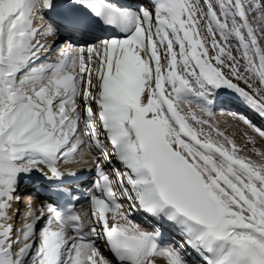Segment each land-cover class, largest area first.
<instances>
[{"label": "bare ground", "instance_id": "bare-ground-1", "mask_svg": "<svg viewBox=\"0 0 264 264\" xmlns=\"http://www.w3.org/2000/svg\"><path fill=\"white\" fill-rule=\"evenodd\" d=\"M182 1L192 11L194 19L199 22L197 29H200L199 32L201 33L202 41L205 43V46L208 47V56L212 59L211 67L229 78H237L242 81L241 86L251 96H253V98L255 97L257 99L260 107L264 108V13L262 11H259V13H262L263 15L258 13L255 3H259H257L255 0H231V7L233 8V10H230L229 12V14L231 12L233 14L231 17H229L227 13L229 10L224 8V6H221L219 8V13L216 14L215 19H213V24H209V26L212 28V31L217 33L212 36V34H210L212 32L208 29L210 27L207 25L203 27V24L201 23L206 15H211L213 12L209 2L207 0ZM169 2L170 3L168 7L167 4L164 6V9H166L165 15L162 13L160 15L161 17L156 19L159 27L158 31L156 30L153 32L150 26H147V28L138 26L132 38L128 40H122L119 44H115V47H113L114 50L111 53L110 61L108 62V71H106V73H104L102 76V78L104 77L107 79V81L102 82V85L99 84V86H102L104 95L103 97L112 99L111 102L108 101L105 104L111 122H116L119 124L118 128H120L121 124L124 123L123 121H126L127 129L129 128L127 134H129L133 140V146L127 152V154L129 153L127 157L129 160V168L127 171L130 173L127 174L126 178L131 181V173L136 176L142 174L143 179L138 181V183L141 187L143 184H145L146 187H144L143 190L141 189V191L148 192V201L152 206H157L159 204L158 207L164 208L155 195V192L150 184L149 177L142 169L139 148L134 136V128L135 124H137L136 122L140 120L139 116H141V113L143 112L142 110L145 111L148 105L157 106L158 103L162 104V102L165 104V106L173 105V107H167L168 110L165 108L168 112V116L162 119L165 122L163 136L167 139L166 141H168L172 147L175 145L179 149L184 148L187 150H193L190 149L188 144H186L182 139L184 133L179 129L174 118V115L177 113L183 118L185 123H187L189 129H191V137H193V139L197 138V140H199L197 152L204 150V155H209L210 153L213 156H216L218 158V165L223 168L221 171L227 175L226 179L219 178L218 184L215 183V189L221 194L220 196L226 209L225 212L223 210L224 208L219 206L223 214L222 226L214 231L198 228L201 230L200 234L202 235L203 240L208 242L209 245L212 244V246L215 248H219L221 250V256L226 257L227 262H232L233 264H264V241L263 239H257V236L253 234L257 232L259 237H264V216L263 213H260L255 209L256 203H259V205L264 207V137L255 132L241 119L234 118L235 116L231 113L225 112L219 115L222 108L216 109L217 115L214 117H209L203 107L194 105L192 101L189 100V96L183 94L180 88H176V86L173 84L170 85V90L168 89L169 86L167 85V92H164V89H162V84L165 82L168 76H164L162 72L164 66L163 64L167 61L169 62L170 60L169 57H166L164 54L160 53V50L164 48L161 45L163 43L164 45L169 46V48L165 47L168 48V53H171L174 49H181L182 47L181 45L176 46L177 40L174 38L175 35H172L174 34L173 27L165 22V19L170 21L175 19L177 21V18L179 19L180 16L178 17L177 15L182 13V9L178 6L180 0H169ZM0 3L1 13L10 12L13 9L15 11L19 5H21V8L27 12L25 18L23 15L24 23L26 22L27 24L32 25L37 20V18L38 21L40 20L41 8L39 9L37 0L36 3H30L28 0H0ZM134 3H137L136 0ZM23 4H25V6ZM173 12L177 15H175ZM183 14L184 13L181 15ZM145 16L148 17V13H146ZM234 16L238 19V21L233 19ZM136 19L137 17L134 16L135 21ZM172 26L174 25L172 24ZM237 28L239 29L238 36L241 32L243 38L240 40V42L238 40V44H234L238 37H234ZM159 32H162V34ZM55 41V37H50L45 39V44L50 45ZM251 45L255 47L250 49V52L252 53L249 52V46ZM3 49V42L0 40V51L2 52ZM0 55V58H10L9 55L2 56L3 53ZM84 55L86 57L88 55L92 56L93 53L85 52ZM77 56L78 54L74 55V58ZM93 56L96 57V55ZM76 67L77 63L74 64V68L72 67L69 72H60V70L50 71L45 74L44 72H41L40 74H31L30 76L28 75L22 78L15 77V75L11 72V74L14 76V81L11 82H13V84L16 86L14 88V92L18 91L17 87H21L22 90L20 89V91L23 92L26 89L24 86L27 85V83L30 81H35V83L37 82L40 84V86H42V83L47 85L50 90L45 91L53 94L56 99L58 95L57 93L54 94L55 92L53 91H57L63 96L64 93L78 94L79 91L87 93V91H89L91 88V84L88 82V80L91 79V76H94L96 72L93 74V69L90 68L89 71L91 76H89L87 72H82L78 67L76 70ZM71 70L73 71L71 72ZM165 74H168V71H166ZM197 74H199V72H197ZM19 80H21L22 83H19ZM1 83L2 82L0 80V93L4 92L3 89H6L1 85ZM223 84L226 85V83ZM227 87L232 88L230 85ZM149 90L153 95L158 93L160 97L152 100L153 98L149 97L151 96ZM171 90L174 91V94H171L170 96L168 93ZM190 90L191 95H193L195 92L198 93L194 95L195 97L197 96L203 100H213L215 103V99L224 89L222 87H218L215 91L208 90L205 87L197 86V89L191 87ZM40 92L41 90H34L29 93H18V100L13 99V105L11 107H7L8 110L10 108V112H8L9 115H13V117H9L7 121L3 123L5 126L11 125L4 128L6 130L5 132L8 134L4 133L2 136L4 138L3 145L7 149L6 151L9 152L7 153L8 157H0V176H2V178H0V184L2 183L1 181L4 180L3 183L7 185L8 181L11 179V181L14 182V185L20 182V184L24 186L23 183L30 182L28 177L31 175H24L30 174L32 171L21 175H19L20 172L15 171V168H22V165H25V167L31 166L30 164L25 163L26 157L29 156L28 154L35 156L37 161L40 163L42 162L43 156L47 164H50V162H55L56 164L60 163L59 166H57V170L60 172H68L80 167H84L85 169L88 166H95L93 159H85L86 156H89L91 153V145L84 144L82 139L80 141L82 148L81 150L78 149L76 151H81V157L73 156L64 151V156L61 155L62 157H60L62 162L57 161V156L59 153L65 149L67 150L68 146L72 142L73 144L76 143V140L73 141L72 139L77 133L71 138L67 136L63 142L59 141L55 145L49 141V137L52 135L54 130L52 125L56 124L49 123L50 125H47V127L45 126V129L47 130H44V123L46 124L47 120L50 119L45 116L44 112L47 110V106L51 107L52 105L50 106V103H47L48 105L46 104L47 106H45L47 107L46 110L42 112L43 109H39V105L41 106L42 104H31V102H37L38 98L42 99L45 97ZM235 92L237 91L235 90ZM239 92H237V96L240 95L243 97V100L250 104L254 109L253 112L255 114L251 113L249 110L247 111V114L250 115L252 119L257 121L258 124L264 127V122H262V119L257 116V114H264V110L255 107L256 105L254 104V106L252 101L249 102L243 96V94ZM26 97H30L31 100L26 102ZM60 99L61 96L58 97L56 102L59 103ZM219 100L224 99L221 98L218 99V101ZM72 101L74 102V99ZM0 104L3 105L1 99ZM59 105L60 111H63V108L66 107L62 104ZM16 106H20V110L16 114L13 113L11 115V111ZM234 106L235 108H239L237 104H234ZM5 109L6 108H1L0 113H3ZM74 110V114H76V119L78 120L79 114L77 111L80 109L74 105ZM52 113L53 110H51L50 114ZM128 113L130 114V117H128ZM11 118L19 121V124H17V122L15 123L14 121L11 122ZM105 120L108 119L105 118ZM168 120H170L171 123ZM174 125H176L175 127H177L178 130L173 129ZM20 129H25V133L22 134V131L19 132ZM10 131L11 134H17L20 137L12 136ZM174 132L177 133L175 134ZM29 133H32V135L30 134V136ZM27 135L29 137H27ZM38 136L42 137L43 140H41V138ZM80 137L81 134L78 137L79 140ZM31 141H42L43 143L39 142V145L37 146ZM98 143L103 146V142H101L100 139H98ZM106 151L107 150L105 149L102 152V154L106 153L103 154L102 157L110 161L111 159ZM226 154L230 155L233 158V161L225 158ZM14 162L21 164L16 166L12 164ZM223 162L225 163V166ZM135 166H138V168L136 169ZM205 166L209 167L206 164ZM98 169L101 170V166H99ZM231 169L235 170L236 176L230 172ZM41 170L44 172V169L41 168ZM97 171L99 173V170ZM120 172H122V170ZM5 176L11 177V179ZM112 179L113 176L110 178L107 177L108 181ZM128 180L126 181L128 182ZM248 182H250L254 188L260 190V195H258V198H256L255 193L252 190L247 189L246 191ZM34 186L28 189L29 192L36 189ZM8 189H2L0 185V264H15V262H10L11 259L9 251L11 248L8 246L10 241L9 235L16 225L15 222L14 226H11L12 222L10 221V215L12 213V206L9 197L12 191L11 189ZM242 189L245 190L247 195H249L253 200L251 201L252 205L248 206L247 202H245L243 198L239 196L243 191ZM82 194L83 196L85 195L84 193ZM231 196L238 199L242 204L241 207L236 208V210H240L239 214L237 213V215L232 213L231 206L229 204L230 199H232ZM247 209L249 210V213L246 211ZM80 211L83 218L82 223L87 225V220L93 217V209L91 206L86 204L84 207L80 208ZM104 211L105 208L102 209L100 213H97L107 220L116 223L117 227H119V224L123 226H129L125 232H119V235H121L120 240L122 245L128 253V258L126 261L127 264H139L142 255L145 253H148V255H150L149 253L153 254L152 252L147 251L144 239L135 235L134 232L137 229H135L131 224H122L128 221L124 218L125 212L122 210H117L116 213L113 211L105 213ZM23 214L26 216L23 218L25 219L23 224L25 225L24 230L27 232L26 237L31 238L30 236L33 235L32 227L36 228L37 226L44 225V230L39 229V233L46 236L48 239V245L46 244L45 247H42L39 243L38 252L36 251L35 254L31 256L26 252L27 247L24 246L23 248L21 246L18 249L19 251L16 250L17 253L19 252V254L16 255V264H53L58 257V252L62 249H68L66 244L61 246L62 240L66 239L68 235H66V229L60 227L54 222L48 221L45 223L43 219L40 221L36 219L37 214L35 213V206L32 201H26ZM251 215L255 220V226H243L241 224H245L246 222L233 221L235 216L236 218L246 219L248 217L250 218ZM23 219L21 218L18 221V227H20V222L23 221ZM106 227L107 226L103 227V230ZM40 234L36 236L38 239L40 238ZM217 237H222L223 243H213V240ZM18 240H20V238H17V241ZM91 248L89 247L88 249L87 246L85 248L84 245L81 244L76 245V247L73 246V248L71 247L70 249H73V253L67 252L69 255L67 256V259L68 257L69 259L72 258V261L69 262V264H81L83 259L82 255L85 254L84 252H86V249L88 251L84 257L87 258L91 256L93 259V263L91 262L90 264H103L104 261L101 260L100 255L96 254L95 252L93 254L90 253ZM50 249H52L54 253L53 255H50L49 259L46 257V255ZM64 254L65 253L63 251V256ZM151 258L150 264H181L178 259L174 260L172 257H170L169 253H156L155 255L151 256ZM64 260L65 259H63V262Z\"/></svg>", "mask_w": 264, "mask_h": 264}, {"label": "rangeland", "instance_id": "rangeland-1", "mask_svg": "<svg viewBox=\"0 0 264 264\" xmlns=\"http://www.w3.org/2000/svg\"><path fill=\"white\" fill-rule=\"evenodd\" d=\"M28 1L30 3H33V2L36 3V0H28ZM255 1L257 3H259V4H256L254 2L255 3V7L257 8L258 13H259V11H262L264 13V0H255ZM227 4H228V6H227ZM231 5H232V1L231 0H227L226 5L224 4L223 6H224V8H227L229 10L228 12H230V10H233V8L231 7ZM0 6H1V3H0ZM178 6L182 9V13H184V14L181 15L182 14L181 13L180 15H177V14H175L173 12L178 17L180 16L179 19L177 18V21H176V19L175 20H171V21L165 19V22L168 23V24H170L171 27H173L174 34H172V35L173 36L175 35L174 38H175V40H177L176 46L181 45L182 47H181V49H178L179 51L177 49H176L177 51L174 49L171 53H168L167 49L169 48V46L168 45H164L163 43L161 45L164 48L162 49V47H161L162 50H160L161 51L160 53L161 54H164L166 57H169V60H170L169 62L167 61V62H165L163 64L164 66H163L162 72H163L164 76H168V78L162 84V89H164V92L165 91L167 92V85L169 86L168 89L170 90V88H171L170 85H172V84L175 85L176 88H182V89H183L184 85L187 88H190V86L193 87V88H195L197 86H199V87L204 86V81L202 80L200 74H197V72L201 73V71L198 69V64H202V65L210 68L211 74H212V76L214 78L213 81H215L218 85H221L223 83H226L227 86L228 85L232 86V89L234 88L237 92L240 91L239 93L243 94V96L249 102L252 101V104L253 105L254 104L256 105V106L254 105L255 107H257L258 109L264 110V108L260 107V104L258 103L257 99L255 97L253 98V96H251L241 86L242 81H240L237 78H233V79L232 78H229V77L223 75V73L217 72L213 67H211L212 66V63H211L212 62V59L208 56V52H207L208 47L205 46V43L202 41L201 33L199 32L200 29L199 28L197 29V27L199 26V22L194 19V16H193L192 11L186 6L185 3H183L182 0H180ZM215 9H216V7H215ZM259 14H262V13H259ZM215 16H216V14H214L212 12L211 15H209V14L206 15L204 17V19L202 20V22H201L203 24V27H205L206 25L208 27H210L208 29L212 32V33H210V34H212V36L215 35V34H217V33L215 31H212V28H211V26H209V24L210 25L213 24V22H214L213 19H215ZM233 19L235 21H238V19L235 18V16H234ZM170 22L174 26H172V24ZM236 30L237 31L234 34V37L238 36V34H239V29L237 28ZM163 32H165V31H163ZM159 33L162 34V32H159ZM241 34L242 33L240 32V35L237 37V40H235V42H237V43L234 42V44H238L240 42V40L243 38V35H241ZM238 40H239V42H238ZM163 41H165V40H163ZM258 44H259V42H258ZM165 47H168V48H165ZM252 48H255V47L253 45L249 46V52H250V49H252ZM250 53H252V52H250ZM102 60H103V58H102ZM80 64L82 66L84 65L83 63H80ZM82 66H79V68L82 67ZM95 69H96V75H94L93 80H92L93 81L92 82V87H93L94 90L93 89L91 90V94H93V95L96 96V94H99V93L102 92V91H100L101 89L99 88V81L100 82L103 81L102 76H103V74L105 72V67H104V65L100 64V65H97V67ZM166 71H168V74H165ZM43 76H38V77H43ZM225 81H227V82H225ZM28 84H30V85H28ZM153 86H154V84H153ZM24 87H26V89L23 92H21L19 89L16 88L18 90L17 93H29V92H31V91L28 90L29 88L32 91H34V90H39L40 91L43 88H45V90H50L48 86L44 85L43 83H42V86H40V84H38L37 82L35 83V81H33V82L30 81ZM97 88H98V90H97ZM53 92H55L54 94L57 93V91H53ZM149 93H151L150 90H149ZM149 93H148V96H149ZM172 93H173V91L171 90V91H169L168 94H170V96H171ZM149 97L153 98L152 100L157 99L158 93H156L155 95H153L151 93V96H149ZM42 99L41 98L40 99L38 98L37 99L38 100L37 102H33V103L31 102V104L32 105L33 104L34 105L35 104H38V105L39 104H42L41 106L39 105V109L40 110L43 109L42 112H44L46 110V108L48 107L47 110L45 111L46 113L44 112V114H45V116L48 119L50 118L49 119L50 121L47 120V123L46 124L44 123V127H43L44 130H47V129H45L47 127V125H50L49 123H53L57 119L56 113H54V111H57L58 110V108H57L58 105H56V104L53 105V103H50L49 104V102H47L48 101L47 96H45ZM46 99H47V101H45ZM26 102H29V101H26ZM47 103L50 106L51 105L52 106L51 107L47 106L48 105ZM45 106H47V107H45ZM4 108H6L5 111L3 113L2 112L0 113V157H5V156L8 157V154L7 153L9 152V151H6L7 149L3 145L4 144V138L2 136H3L4 133H6L5 132L6 130L4 128L11 125V124L10 125H7V126L3 125V123H5V121H7V119H8L7 113L10 112V108L8 110L7 105H5ZM165 108L167 109V107L163 104V102H162V104L158 103L157 106H155V105H148L146 107V110L145 111L142 110L143 112L141 113V116H139L140 120L138 122H136L137 125L140 126V125L145 124V123H148V122L149 123H158V124H162L163 123V124H165V122L162 120V119L166 118V116H168V112H167L168 109L166 110ZM50 109L53 110V113L52 114H50V112H51ZM19 110H20V108H18V111ZM17 112H15V114ZM69 112H70L69 109L68 110H65L64 111V115L62 114V116L68 117L69 114H70ZM53 114H54V116H53ZM128 117H130V114L129 113H128ZM53 118H55V119H53ZM234 118H236V117H234ZM52 119H53V121H52ZM38 120H39V118H38ZM10 121L11 122L14 121L15 123L17 122V124H19V121H16V120H14L12 118L10 119ZM168 121L170 122V120H168ZM123 122H124V125H123L124 131H127L126 121H123ZM175 126L176 125L173 126L174 127L173 129L174 130H178V128L175 127ZM24 130L25 129H20L19 132L22 131L23 132L22 134H24L25 133ZM66 130H68V128H66ZM44 133H47V132H44ZM174 133L176 134L177 132H174ZM6 134H8V133H6ZM10 134H11V131H10ZM30 134L32 135V133H29V135ZM11 135L12 136H15V137L16 136H19L17 134H11ZM40 136H38V137L41 138V140H43L42 137H40ZM27 137H29V136L27 135ZM34 137H36V136H34ZM52 137L54 138L55 136L51 135V138ZM57 137H59V136H57ZM188 138L190 139V142L189 141H186L184 139L183 140H184V142L186 144H188L189 148L190 149H193V150H187V149H184V148H181L182 149L181 150V149L177 148L175 145L172 147L168 143V141H166V142H167V145H169V147L173 151H175L178 155H180L181 157H183L194 168V170L197 172L198 176L200 177V180H201L203 186L215 197L216 201L219 202V206L222 207V208H224L223 210L225 211L226 210L225 209V205H224L223 200H222V198L220 196L221 194L219 193V191L217 192L216 189H215V183L218 184V179L219 178L226 179L227 178V175L221 171V170H223V168H221L218 165V158L216 156H213L210 153H209V155H204L205 154V153L203 154V151L204 150H200L199 152H197V150H198L197 148L199 147V140H197V138H194L193 139V137H191V129H190V131L188 133ZM36 139H38V138H36ZM73 139H74V137H73ZM165 140H167V139L165 138ZM31 142L32 143H35V145H37V146L39 145V142L40 143H43L42 141H39V142L38 141H31ZM81 148H82V146L80 145V148L79 149L81 150ZM57 151H59V150H57ZM64 151L65 152H68V150L65 149L61 153H65ZM77 154L79 155V157H81V151H80V154H79V152ZM71 155L75 156L74 154H71ZM16 158H14V159H16ZM225 158H228L229 160H232L233 159L228 154H226V157ZM201 161H203V162H201ZM16 164H19V163H16ZM205 164L208 165L209 167H206ZM224 166H225V163H224ZM23 167H24V165H23ZM135 168L137 169L138 166H135ZM230 172L233 175H235V170L234 169H231ZM5 177H7V176H5ZM0 178H2V176H0ZM7 178L11 179V177H7ZM11 180L8 181L7 185H5L3 183L4 180H2L1 181L2 183L0 184L1 185V188L2 189L3 188H7V189L9 188L8 190H10L11 187H12V185H13V183H14ZM246 187H247L246 188V191H247V189L252 190L255 193L256 198H258V195H260V190L259 189L254 188L253 185L250 182L247 183V186ZM246 191L243 190L239 196H241L243 198V200L245 202H247V205L249 206V205H252L251 201H253V200L251 199V197L249 195H247ZM89 204L92 205V202H90ZM229 204L231 206L232 213H235L236 215H237V213L239 214V211L240 210L239 209L236 210V208L242 206L241 202L238 199H236L235 197H232V199H230ZM255 209L258 212L263 213V216H264V207H262L261 205H259V203H256ZM246 211L249 213V210L248 209ZM251 217H252V215L250 216V218L248 217V218L244 219V218H236V216H235L233 218V221H237V222H242L243 221V222H246L247 224L251 225L253 222L255 223V220L253 219V217L252 218ZM24 220L25 219H23V221L20 222V227L17 226L16 229H13L12 232L10 233V235H9L11 242H13L12 240H13L14 237H17L18 236V238H20V240H18L16 242L17 244L15 243L14 246L11 247L10 254H13V255H12V257H10V259H12V261H13V259L15 261H17L16 255H18L19 252L17 253L16 250H18L21 246L23 248H24V246H26L27 247L26 252L31 256V255H34L35 254L33 252L35 251L36 248H38L39 243L41 244L42 247H45L46 244L48 245V239L46 238V236H44L43 234H40L39 233L40 230H44V226H42V225H40L42 227L37 226L36 228H38V229H36V230L33 229L34 227H32V233H33V235L30 236L31 238H27L26 237L27 236V232L24 230L25 229V225L23 224L24 223ZM96 220H98V215H96ZM95 229H97V228H95ZM39 234H40V238L38 239V237H36V236L39 235ZM76 245L77 244H75V242H72L68 246V250L66 251V249H65V251H66V259H65V261L62 264H69V262L72 261V258L69 259V257H68V259H67V256H69L67 254V252H72L73 249L71 250L70 248L71 247L73 248V246L76 247ZM81 245H84L85 248L87 246L88 249H89V247L90 248L92 247L91 248V251H94L95 253L100 254L101 260L104 261L103 264H111V262L108 261L105 257L104 258L102 257L100 251L98 249H95L93 245H88V244H81ZM50 250H48V252ZM85 251L87 252L88 250L86 249ZM86 252H84L85 254L82 255L84 260L82 259L81 264L89 263V262H87L86 258L84 257L87 254ZM149 254L150 255H148V253H145L144 255H142L141 258H140L141 260H140L139 264H150L151 263L150 259H152L151 256H153L155 254H151V253H149ZM170 263H173V262H170Z\"/></svg>", "mask_w": 264, "mask_h": 264}, {"label": "water", "instance_id": "water-1", "mask_svg": "<svg viewBox=\"0 0 264 264\" xmlns=\"http://www.w3.org/2000/svg\"><path fill=\"white\" fill-rule=\"evenodd\" d=\"M205 80H212L208 70L201 67ZM177 118L184 130L187 126ZM147 172L153 177L160 198L180 214L212 229L221 224V214L214 198L204 189L197 173L165 144L159 125L146 124L137 128Z\"/></svg>", "mask_w": 264, "mask_h": 264}]
</instances>
